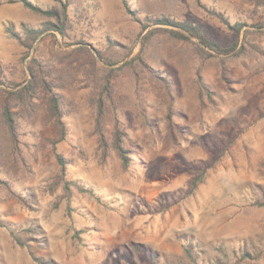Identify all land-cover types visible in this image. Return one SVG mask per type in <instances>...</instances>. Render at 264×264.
<instances>
[{"label": "rangeland", "instance_id": "1", "mask_svg": "<svg viewBox=\"0 0 264 264\" xmlns=\"http://www.w3.org/2000/svg\"><path fill=\"white\" fill-rule=\"evenodd\" d=\"M32 1L45 8L58 4ZM75 1L92 17L90 25L78 19L66 36L44 30L27 48L7 28L25 38L22 24L41 28L47 17L21 2L0 0V79L20 87L30 78L32 57L42 58L43 73L51 72L54 91L62 97L66 127L60 140L41 91L32 106L13 108L16 141L0 125V178L6 181L0 183V264H151L135 244L154 255V264H192L181 246L187 238L198 249L200 264H234L241 248L260 258L238 264H264V207L250 203L264 193V4L199 0L231 23L244 22L241 53L202 60L192 44L159 32L146 49L149 72L125 62L149 29L169 27L156 23L142 31L123 0ZM126 1L140 19L186 20L214 41L232 38L198 0ZM96 50L112 53L113 66H119L104 126L109 137L115 106L132 158L125 171L113 150L103 160L97 147L90 103L101 73ZM197 68L213 93L202 105ZM3 88L7 85L0 82V100ZM53 148L66 158L64 176ZM205 163L212 164L206 180L186 196L194 168ZM67 180L74 182L69 193ZM76 230H82L79 238Z\"/></svg>", "mask_w": 264, "mask_h": 264}, {"label": "trees", "instance_id": "2", "mask_svg": "<svg viewBox=\"0 0 264 264\" xmlns=\"http://www.w3.org/2000/svg\"><path fill=\"white\" fill-rule=\"evenodd\" d=\"M21 2L28 9L42 14L47 17V20L43 22L41 28H35L29 24H22L21 28L23 29V33L26 35L25 38H22V34L17 32L12 26L7 28V31L11 34V36L18 40L22 45L30 48L35 41V39L39 36V34L44 31H55L62 36H66L68 30L73 27L74 24H79L78 19L88 20V24L90 25L93 21L92 17L89 16L86 11H83V8L79 5L78 2L73 3V7H70V0H57L58 4L52 7H43L37 3H34L32 0H9V2ZM259 3L264 4V0H257ZM127 11L136 17L137 21L141 25L142 31L146 29L149 25L152 24H161L165 25L169 28L164 27H154L149 29L140 39V49L139 51L131 56L126 62L125 65L128 68L134 69L137 65L142 66V68H146L149 72H153V68L148 60L146 49L151 40L155 37V35L159 32L168 33L169 38L176 41H184L192 44V51L197 55L198 58L202 60H210L212 58H223L228 56H238L241 53L242 44L240 43V33L244 26V22L240 20H235L233 23L229 21L228 16H226L223 12L205 7V4H202L198 0V4L204 7L210 15L217 18L221 23H223L227 28L230 29L232 38L228 40L226 43H221L210 39L202 26L199 24H194L192 22H188L186 20H178L169 18L166 16H150L144 15L143 19L138 18L136 13L133 10H130L127 1L123 0ZM135 11V10H134ZM54 36V34H52ZM191 38H195L197 41L194 42ZM110 40V39H109ZM111 46H114V42L111 43ZM81 49L84 53L90 52L84 46H81ZM96 56L98 60L102 63L99 67L101 69L100 78L98 82L99 89L98 91L90 97V103L93 108V117H94V134L96 135L97 147L100 150L101 158L106 160L110 155L111 150L115 152V155L118 157L121 163L122 170H127L131 164V156L129 150L124 145L125 133L122 131L120 127V123L118 117L116 115V110H112L113 113V128L111 131V135L107 137L104 121L106 116V109L109 103L113 101V78L114 74H116L119 66H113L117 63V59L114 58L111 53L109 56H104L100 50H96ZM131 50H128L124 57L129 56ZM221 55V56H220ZM122 57V58H124ZM134 62H136L134 66ZM46 67V63L40 57H32L30 64L28 65V70L30 72V78L26 80V83L22 86L18 87L19 82H13L8 80H1L0 82L7 85V88H3V96L0 100V125L6 128L7 133L9 135V140L11 142L16 141V119L13 108L17 106H32L33 98L36 97L38 92H42L46 97L47 109L51 119L54 122V125L57 129V134L59 139H64L66 135V127L63 121V113H62V97L54 91L53 85L50 81L51 72L46 71L43 73ZM135 74V72H134ZM195 81L198 87L197 95L200 105L203 104V97L206 99L212 100V90L203 80V75L200 72V69L197 68L195 73ZM166 79V77H164ZM164 86L167 88L170 103L169 108H171V104L173 103V95L171 94V88L169 85V81H164ZM18 87V88H17ZM17 88V89H16ZM55 147V145H54ZM54 149V155L57 162L60 165L61 175H65L66 169V158H64L61 154L57 153ZM215 157L211 159V162ZM212 167V164H202L194 168L195 174L191 177V179L187 182L186 188V196H190L194 194L196 189L204 183L206 177L208 175L209 169ZM0 183H6L5 180L0 178ZM74 184V182L67 180L64 184V190L66 193H69L70 185ZM79 187V186H78ZM166 203V200H164ZM251 205L256 207H264V193L261 194L260 198H251ZM1 224V220H0ZM82 230H76L74 232V237L79 238V232ZM17 243H20L19 240L15 239ZM184 254L187 258L192 262V264H200L198 259V249L191 244L190 238L185 239V241L181 244ZM217 250L221 254H225V251L221 244L217 245ZM135 250L139 252L141 257L144 260H148L151 264H154L153 254L143 253L138 244H135L133 247ZM30 253V252H29ZM260 254L252 253L246 248H241L240 251L234 252V264H238L242 261L250 260V259H259Z\"/></svg>", "mask_w": 264, "mask_h": 264}]
</instances>
